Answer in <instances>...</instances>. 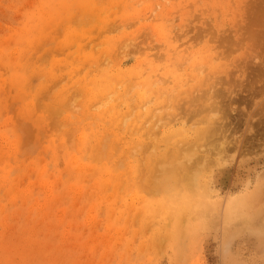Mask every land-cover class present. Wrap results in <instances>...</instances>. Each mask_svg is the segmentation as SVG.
Returning a JSON list of instances; mask_svg holds the SVG:
<instances>
[{
  "label": "rangeland",
  "instance_id": "rangeland-1",
  "mask_svg": "<svg viewBox=\"0 0 264 264\" xmlns=\"http://www.w3.org/2000/svg\"><path fill=\"white\" fill-rule=\"evenodd\" d=\"M263 225L264 0H0V264H264Z\"/></svg>",
  "mask_w": 264,
  "mask_h": 264
},
{
  "label": "bare ground",
  "instance_id": "bare-ground-1",
  "mask_svg": "<svg viewBox=\"0 0 264 264\" xmlns=\"http://www.w3.org/2000/svg\"><path fill=\"white\" fill-rule=\"evenodd\" d=\"M188 172H189V171H188ZM183 177H184V176H183ZM184 182H185V181H184ZM263 226H264V225H263ZM263 226H262V227H263Z\"/></svg>",
  "mask_w": 264,
  "mask_h": 264
}]
</instances>
